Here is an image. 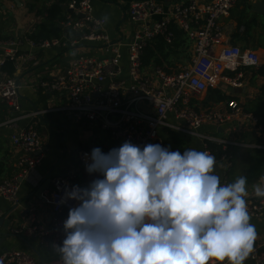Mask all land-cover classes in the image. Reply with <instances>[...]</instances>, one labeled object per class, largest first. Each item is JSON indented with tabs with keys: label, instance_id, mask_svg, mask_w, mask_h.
<instances>
[{
	"label": "built area",
	"instance_id": "2783aa9c",
	"mask_svg": "<svg viewBox=\"0 0 264 264\" xmlns=\"http://www.w3.org/2000/svg\"><path fill=\"white\" fill-rule=\"evenodd\" d=\"M236 0H211L200 4L195 0L172 3L166 7L155 0H137L130 4L127 19L131 27L130 38L126 42H111L106 21L93 15L91 0H69L70 12L60 23L68 29L72 38L46 39L34 42L25 39L31 49L45 50L60 46H75L90 42L105 44L112 56L100 59L92 55H79L68 61V67L53 66L46 77L28 83L27 87L43 93H50L63 105H52L41 110L21 112L19 100L20 83H16V73L33 59L32 52H20L21 42L0 38V105L4 107L0 119V129L10 130L9 140L19 152L14 159L13 170L7 178L0 180V195L10 204L18 203L20 183L43 159L42 140L35 118L47 113L65 112L75 123L98 125L119 143L132 142L143 147L146 144H161L158 129L166 128L182 134L192 135L203 142L205 151L210 152L208 143H225L223 140L198 131L202 123H224L239 115L236 101L227 102L225 112L199 109L193 105L208 89L219 83L231 87L241 86V73L233 77L223 74L225 65L232 69L257 67L259 57L255 51L240 49L224 43V33L218 21L227 17ZM174 24L189 39L194 51L191 63L175 73H166L161 68L154 69V79L146 77L141 58L144 48L157 37L171 42L173 34L169 30ZM31 33V32H30ZM125 46L128 59L126 67L121 63L120 47ZM217 47H221L216 54ZM11 62L14 74L9 75L3 65ZM141 104L147 108L143 109ZM172 113L176 121H184L186 126L171 123L167 115ZM247 119L252 118L245 115ZM28 120L20 125L21 120ZM254 120V119H253ZM88 157L87 153H84ZM224 159V155L218 160ZM221 184H228L224 177ZM83 185L76 182L73 174L54 177L48 191L52 220L48 227L37 223L33 211L17 229L12 232L36 231L41 241L55 250L54 244L64 239L63 221L67 218L74 201L60 203L65 186ZM250 217L264 215V198H246ZM260 246L253 245L248 264H264V254ZM0 264H36L35 258L21 251L9 250L0 253ZM49 264H62L61 258ZM226 264V262H225Z\"/></svg>",
	"mask_w": 264,
	"mask_h": 264
},
{
	"label": "crops",
	"instance_id": "0c3cea01",
	"mask_svg": "<svg viewBox=\"0 0 264 264\" xmlns=\"http://www.w3.org/2000/svg\"><path fill=\"white\" fill-rule=\"evenodd\" d=\"M55 0H0V38L18 39L22 41L20 52H27L30 49L25 45L27 35L36 31L38 25L43 21L45 10ZM69 1V0H68ZM68 1L65 4V15L70 12ZM137 0H91L93 15L103 18L106 21L105 29L111 42H126L129 40L131 27L127 19V11L130 4ZM168 7L174 2L185 0H155ZM200 4L208 3L211 0H195ZM264 0H236L227 17L218 21L224 33L223 45L230 44L240 49L255 51L259 57L257 67H240L241 86L231 87L228 84L219 83L215 88L219 95L208 99L205 91L199 99L193 100V105L199 109L225 112L228 110L227 102L234 100L239 106V115L233 120L224 123L205 122L199 127L200 133L223 140L225 143L217 144L209 142L208 146L216 159L214 173L220 180L227 177L229 183L234 182L240 176H246L248 180L247 198L258 199L253 193V187L257 184L264 186V129L261 124L264 113V74H259L264 67V6L261 10L253 8V3ZM32 6V10L29 9ZM181 31V30H180ZM31 32V33H30ZM185 35V34H184ZM64 32L62 31L63 38ZM176 49L173 47L164 52L162 59H168L170 66L168 70L172 73L178 72L182 66L176 59H193L194 51L188 37ZM67 38H72L67 32ZM171 44V43H170ZM221 47H217L215 53ZM32 61L16 73L22 88L19 90L21 112L27 113L33 110H41L52 105H63V98L55 97L50 93H43L34 88L27 87L28 83L47 76L49 69L53 66L68 67V61L79 55H92L100 59H107L112 56L111 51L105 44L84 42L75 46H60L50 49H31ZM121 63L126 67L127 51L125 46L120 49ZM166 63H163L165 66ZM154 66H143L146 77L154 79ZM237 73L225 65L224 75L233 77ZM207 96V97H206ZM206 98V100H205ZM143 109L147 107L141 104ZM4 107L0 105V119L3 116ZM245 115L252 118L247 119ZM171 123L186 126L184 121H176L172 113L167 115ZM254 119V120H253ZM41 135L43 159L33 169L28 177L20 183L18 191V203L12 212L17 217H10L11 207L0 195V220L9 219L10 231L3 225L0 226L1 235L11 234V237L3 239L0 244L3 250H15L26 252L32 255L36 264H49L56 257L52 255V248L46 242L41 241L36 231H25L13 233L12 231L26 220L27 215L33 211L37 223L48 227L52 220V211L49 203L48 191L51 180L54 177L66 174H73L79 184L86 186L96 175H89L85 165L88 162L84 153L90 155L89 148L100 147L105 153L113 148H118L122 143L114 141L108 133L98 125L89 123H75L65 112L47 113L33 119ZM28 120H21L20 125L27 124ZM10 130L0 129V180L10 176L14 159L19 152L12 146ZM158 138L165 147L172 151L183 153L186 149L205 151L203 142L192 135H186L166 128L158 129ZM224 155V159L218 160ZM48 179L49 185H46ZM46 185L43 192L37 194L36 187ZM41 188V187H40ZM21 215V217H19ZM250 223L255 225L256 240L254 246H260L264 254V215L260 218L250 217ZM1 238V237H0ZM55 251V250H54ZM212 264V262H209ZM227 264V262H226ZM244 264H248L245 260Z\"/></svg>",
	"mask_w": 264,
	"mask_h": 264
},
{
	"label": "clouds",
	"instance_id": "9594fccd",
	"mask_svg": "<svg viewBox=\"0 0 264 264\" xmlns=\"http://www.w3.org/2000/svg\"><path fill=\"white\" fill-rule=\"evenodd\" d=\"M87 161L96 178L60 201L76 202L53 243L62 264H244L253 251L247 177L221 184L209 152L126 141Z\"/></svg>",
	"mask_w": 264,
	"mask_h": 264
},
{
	"label": "trees",
	"instance_id": "16d2710c",
	"mask_svg": "<svg viewBox=\"0 0 264 264\" xmlns=\"http://www.w3.org/2000/svg\"><path fill=\"white\" fill-rule=\"evenodd\" d=\"M67 1L68 0H55L54 3L45 10L43 21L38 25L36 31L28 34L27 39L38 42L46 39L60 38L62 36L63 30L59 27V24L65 19V4ZM29 9L32 10V6H29ZM169 30L173 34V39L170 42L171 44L162 37H157L149 42L143 51V56L141 58L142 66H154L156 68H161L168 74L172 73L168 70L170 61H168V59H162V56L164 52L170 50L171 47L174 48L175 46L183 44L186 40V37L184 33L180 31L174 24L170 25ZM163 63H166V65L163 66ZM3 69L11 76L14 74L13 66L9 61L4 63ZM259 74H264V67L260 69ZM207 95L208 99L212 98V96L217 97L219 95V91L216 88H211L207 90ZM261 116L263 118L261 124L263 125L264 129V113ZM94 148L97 147L89 148L88 150L91 152V150ZM102 152H104V150H102ZM52 255L56 257L54 258L56 260L60 258L59 254L54 250H52Z\"/></svg>",
	"mask_w": 264,
	"mask_h": 264
},
{
	"label": "water",
	"instance_id": "95a60500",
	"mask_svg": "<svg viewBox=\"0 0 264 264\" xmlns=\"http://www.w3.org/2000/svg\"><path fill=\"white\" fill-rule=\"evenodd\" d=\"M263 6H264V4H263V2H260V1H257V2H255V3H253V5H252V7L253 8H258L257 10H261V8H263ZM71 11V10H70ZM59 27L63 30V32H64V35L66 36L67 35V32H68V29L66 28V27H63L62 25H60L59 24ZM19 82V80L17 79L16 80V83H18ZM49 183H50V180L48 179V181H47V183H46V185H49ZM46 185H39V187L37 188L36 187V191H38L37 192V194H39V193H41V192H43V190L47 187ZM41 187V188H40ZM17 208V206H15V205H13L12 207H11V211H10V217L12 216V215H14L12 212H14L13 210L14 209H16ZM13 218L14 217H17L16 215H14V216H12ZM19 217H21V215H19ZM9 224H10V220L9 219H2V220H0V226H2L3 225V227L8 231H10V228L11 227H9ZM0 244L2 243V241H3V239H5V238H7V237H11V234L8 232L7 234H3V235H1V233H0ZM5 251H7V250H3L2 252H5ZM1 252V249H0V253H2Z\"/></svg>",
	"mask_w": 264,
	"mask_h": 264
},
{
	"label": "rangeland",
	"instance_id": "374dc122",
	"mask_svg": "<svg viewBox=\"0 0 264 264\" xmlns=\"http://www.w3.org/2000/svg\"><path fill=\"white\" fill-rule=\"evenodd\" d=\"M175 47L177 48L178 46H175ZM175 47H174V49H176ZM176 60H177V63H179L182 66V69L184 67L188 66L192 61V59H176ZM180 70H181V68H180Z\"/></svg>",
	"mask_w": 264,
	"mask_h": 264
},
{
	"label": "bare ground",
	"instance_id": "6f19581e",
	"mask_svg": "<svg viewBox=\"0 0 264 264\" xmlns=\"http://www.w3.org/2000/svg\"><path fill=\"white\" fill-rule=\"evenodd\" d=\"M233 8V7H232ZM189 40V39H188ZM190 42V41H189ZM240 68V67H239ZM239 68L237 69V72H239ZM207 91V90H206ZM205 134V133H204Z\"/></svg>",
	"mask_w": 264,
	"mask_h": 264
}]
</instances>
